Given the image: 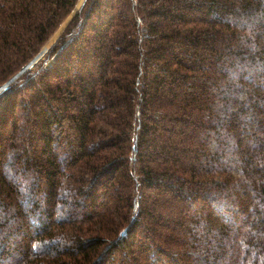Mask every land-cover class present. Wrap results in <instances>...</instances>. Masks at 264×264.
Returning a JSON list of instances; mask_svg holds the SVG:
<instances>
[{"label": "trees", "instance_id": "obj_1", "mask_svg": "<svg viewBox=\"0 0 264 264\" xmlns=\"http://www.w3.org/2000/svg\"><path fill=\"white\" fill-rule=\"evenodd\" d=\"M0 0V264H264V0Z\"/></svg>", "mask_w": 264, "mask_h": 264}, {"label": "rangeland", "instance_id": "obj_2", "mask_svg": "<svg viewBox=\"0 0 264 264\" xmlns=\"http://www.w3.org/2000/svg\"><path fill=\"white\" fill-rule=\"evenodd\" d=\"M85 0H80L79 4L77 5L75 11L79 10L80 8H82V6L84 5ZM74 13L65 21V23L62 25V27L53 35V37L48 41V43L43 47V49L41 50L40 54L32 61L29 62L27 69H25L23 71V73L28 70H35V68L41 64V62L43 63L45 61V66L46 67H50L53 63H55V61L53 63H51V60H53V58L55 57H51L49 58V52L50 50L54 47V45L58 42L61 34L63 33V31L65 30V28L67 27V25L69 24L70 20L72 19ZM64 50V49H63ZM61 51V50H60ZM59 51V56L63 53ZM58 54V53H57ZM56 55V54H55ZM23 73H21L19 76H21ZM18 76V77H19ZM17 77V78H18ZM16 78V79H17ZM4 86V85H3ZM2 87V86H1ZM2 93V91H0V94Z\"/></svg>", "mask_w": 264, "mask_h": 264}, {"label": "water", "instance_id": "obj_3", "mask_svg": "<svg viewBox=\"0 0 264 264\" xmlns=\"http://www.w3.org/2000/svg\"><path fill=\"white\" fill-rule=\"evenodd\" d=\"M28 66V65H27ZM27 66L16 76H14L8 83H6L4 86L0 87V91H2V93L0 94V96L3 94V92L8 88V86L10 85V83H12L21 73H23V71L25 69H27Z\"/></svg>", "mask_w": 264, "mask_h": 264}, {"label": "built area", "instance_id": "obj_4", "mask_svg": "<svg viewBox=\"0 0 264 264\" xmlns=\"http://www.w3.org/2000/svg\"><path fill=\"white\" fill-rule=\"evenodd\" d=\"M63 49H64V48H62L60 52H62V51H63ZM59 54H60V53L58 52V54H56V55H55V57L53 58V60H51V63H53L54 61H56V60H57V58H58Z\"/></svg>", "mask_w": 264, "mask_h": 264}]
</instances>
